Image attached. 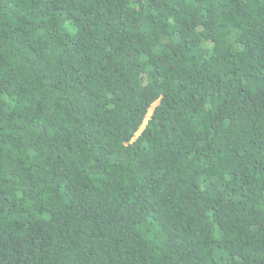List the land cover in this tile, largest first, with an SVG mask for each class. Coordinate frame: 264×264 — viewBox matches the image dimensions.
I'll use <instances>...</instances> for the list:
<instances>
[{"label": "trees", "instance_id": "obj_1", "mask_svg": "<svg viewBox=\"0 0 264 264\" xmlns=\"http://www.w3.org/2000/svg\"><path fill=\"white\" fill-rule=\"evenodd\" d=\"M0 264H264V0H0Z\"/></svg>", "mask_w": 264, "mask_h": 264}, {"label": "snow or ice", "instance_id": "obj_2", "mask_svg": "<svg viewBox=\"0 0 264 264\" xmlns=\"http://www.w3.org/2000/svg\"><path fill=\"white\" fill-rule=\"evenodd\" d=\"M154 114H155V109L149 113V119H151ZM133 131H135V129H133ZM137 135L139 136L141 135V133H137Z\"/></svg>", "mask_w": 264, "mask_h": 264}, {"label": "rangeland", "instance_id": "obj_3", "mask_svg": "<svg viewBox=\"0 0 264 264\" xmlns=\"http://www.w3.org/2000/svg\"><path fill=\"white\" fill-rule=\"evenodd\" d=\"M155 106V104L153 105V107ZM153 107H152V109H153ZM152 109L150 110V112H152ZM149 112V113H150ZM148 118H149V114H148ZM148 118L145 120V122H144V124H143V126H142V128H141V130L144 128V126L146 125V122H147V120H148ZM140 130V131H141Z\"/></svg>", "mask_w": 264, "mask_h": 264}]
</instances>
